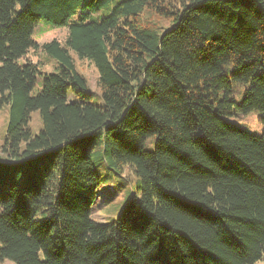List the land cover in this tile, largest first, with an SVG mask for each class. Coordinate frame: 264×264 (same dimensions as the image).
<instances>
[{
  "label": "trees",
  "instance_id": "obj_1",
  "mask_svg": "<svg viewBox=\"0 0 264 264\" xmlns=\"http://www.w3.org/2000/svg\"><path fill=\"white\" fill-rule=\"evenodd\" d=\"M146 11L167 26L144 23ZM40 19L67 29L62 43L41 44L55 60L48 73L19 62L35 45ZM70 51L95 66L101 104L91 101ZM3 105L0 261L252 264L262 257L264 0H0ZM248 112L259 113L260 134L226 119ZM98 144L105 166L128 165L138 178L139 195L108 223L90 217L101 182L92 160Z\"/></svg>",
  "mask_w": 264,
  "mask_h": 264
},
{
  "label": "rangeland",
  "instance_id": "obj_2",
  "mask_svg": "<svg viewBox=\"0 0 264 264\" xmlns=\"http://www.w3.org/2000/svg\"><path fill=\"white\" fill-rule=\"evenodd\" d=\"M112 2L109 3L108 7ZM107 7H102L95 14V17H101L106 13ZM144 23H149L155 26L165 27L168 20L159 16H155L152 12L146 11L140 17ZM67 34L66 27H57L49 21L40 19L34 27L31 38L35 41V45L30 47L27 53L19 58V62L32 61L38 65L42 72H51L55 65V60L51 58L41 48V44L56 39L63 42ZM74 62L76 70L83 75L86 80L88 91L91 92V101L96 104H101L102 99L100 90L97 84L98 72L95 66L87 59L78 58L74 52H69ZM244 88L237 86L234 88L233 96L236 101L243 97ZM8 116V107L3 105L0 107V145L5 132ZM259 113L248 112L238 113L233 116H227L226 119L237 125L238 127L253 133L260 134L263 130V125L259 121ZM29 127L33 133H37L41 127L39 115L37 111L31 113ZM144 147L152 148V137L147 139ZM102 144H98L92 152V160L94 168L99 175L101 182L96 189L95 200L91 207L90 217L98 222L108 223L116 218L119 211L122 209L126 201L133 196H138V178L133 172V169L125 165L120 171L110 169L103 163V159L98 157L102 152ZM0 264H16L11 260L0 261ZM252 264H264V251L262 257Z\"/></svg>",
  "mask_w": 264,
  "mask_h": 264
}]
</instances>
